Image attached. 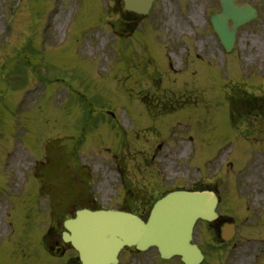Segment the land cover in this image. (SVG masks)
I'll return each instance as SVG.
<instances>
[{
	"label": "rangeland",
	"instance_id": "rangeland-1",
	"mask_svg": "<svg viewBox=\"0 0 264 264\" xmlns=\"http://www.w3.org/2000/svg\"><path fill=\"white\" fill-rule=\"evenodd\" d=\"M247 1L260 16L223 51L210 22L218 0H158L131 26L120 0H23L11 35L18 0H0V264L73 263L74 250L49 254L42 235L87 197L85 174L105 204L122 178L127 196L138 180L155 196L216 184L222 210L251 215L234 240L252 248L216 247L199 224L204 264H264V124L246 126L237 104L247 89L264 95V0ZM139 255L121 264L157 259Z\"/></svg>",
	"mask_w": 264,
	"mask_h": 264
},
{
	"label": "water",
	"instance_id": "water-1",
	"mask_svg": "<svg viewBox=\"0 0 264 264\" xmlns=\"http://www.w3.org/2000/svg\"><path fill=\"white\" fill-rule=\"evenodd\" d=\"M127 9L147 13L154 0H124ZM223 11L213 17L214 27L223 44L232 48L238 27L257 16L251 5H239L237 0H221ZM215 193L174 191L154 207L148 223L130 213L109 211H79L74 220L66 222L71 234L65 240L79 251L83 264L117 263L124 246L146 249L159 247L162 256L181 255L186 264H198L202 255L191 244L198 218L217 219ZM228 238V237H227Z\"/></svg>",
	"mask_w": 264,
	"mask_h": 264
}]
</instances>
